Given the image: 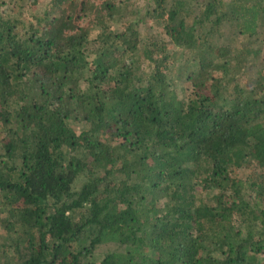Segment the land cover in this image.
Masks as SVG:
<instances>
[{
  "label": "trees",
  "instance_id": "obj_1",
  "mask_svg": "<svg viewBox=\"0 0 264 264\" xmlns=\"http://www.w3.org/2000/svg\"><path fill=\"white\" fill-rule=\"evenodd\" d=\"M0 264H264V0H0Z\"/></svg>",
  "mask_w": 264,
  "mask_h": 264
},
{
  "label": "rangeland",
  "instance_id": "obj_2",
  "mask_svg": "<svg viewBox=\"0 0 264 264\" xmlns=\"http://www.w3.org/2000/svg\"><path fill=\"white\" fill-rule=\"evenodd\" d=\"M41 1H43V0H41ZM141 1H139V3H140ZM138 3V2H137ZM223 29H224V32L226 33V34H228L229 33V27H228V25H224V27H223ZM235 173H236V175L239 177V178H246L247 177V175H248V171H246L245 169H243V168H239V169H236L235 170ZM99 257H101V255H97V259L99 258Z\"/></svg>",
  "mask_w": 264,
  "mask_h": 264
}]
</instances>
